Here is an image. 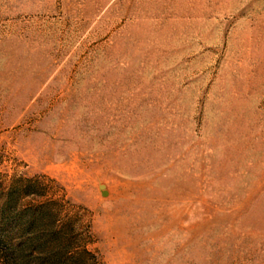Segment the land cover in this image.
<instances>
[{"label":"rangeland","instance_id":"rangeland-1","mask_svg":"<svg viewBox=\"0 0 264 264\" xmlns=\"http://www.w3.org/2000/svg\"><path fill=\"white\" fill-rule=\"evenodd\" d=\"M0 264H264V0H0Z\"/></svg>","mask_w":264,"mask_h":264}]
</instances>
